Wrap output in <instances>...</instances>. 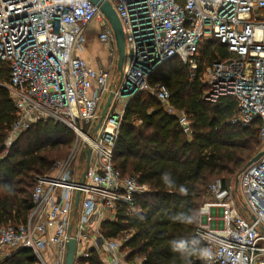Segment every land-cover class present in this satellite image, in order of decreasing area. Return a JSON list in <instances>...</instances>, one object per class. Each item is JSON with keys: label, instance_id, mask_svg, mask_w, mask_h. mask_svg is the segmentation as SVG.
Instances as JSON below:
<instances>
[{"label": "built area", "instance_id": "obj_1", "mask_svg": "<svg viewBox=\"0 0 264 264\" xmlns=\"http://www.w3.org/2000/svg\"><path fill=\"white\" fill-rule=\"evenodd\" d=\"M106 1L123 32L121 76L113 30L90 0H0V62L9 67L2 85L14 107L5 153L38 122L62 123L76 136L65 157L35 176L26 222L0 227V249L8 256L28 248L35 264H64L67 241L74 238L73 264H89L93 253L103 264H140L138 258L129 262L123 247L131 234L110 239L101 231L119 213H136L135 197L150 191L136 175L122 177L113 166L120 104L147 92L178 117L190 138L186 113L170 104L163 84L148 78L172 57L188 65L193 78L206 41L224 45L227 56L204 67L205 98L234 97L237 114L231 122L246 127L258 120L264 141V0ZM94 20L97 41L107 53L105 66L97 68L81 56ZM110 90L114 95L94 131ZM236 177L237 187L220 179L207 185L195 231L206 264H264V153Z\"/></svg>", "mask_w": 264, "mask_h": 264}, {"label": "trees", "instance_id": "obj_2", "mask_svg": "<svg viewBox=\"0 0 264 264\" xmlns=\"http://www.w3.org/2000/svg\"><path fill=\"white\" fill-rule=\"evenodd\" d=\"M226 56L225 46L212 39L201 47L193 78L178 57L161 63L148 78L150 84H163L170 104L186 113L190 138L178 117L167 113L147 92H137L125 106L113 166L122 177L136 175L150 191L135 197L136 213H119L115 222L103 223L101 231L110 239L131 234L123 243L129 262L138 258L140 264H206L200 258L202 244L195 231L207 185L213 179L223 184L233 181L258 153L261 142L258 120L246 127L231 122L237 114L234 97L205 98L202 71ZM8 68L0 62V227L26 222L35 176L65 157L74 140L66 125L38 122L5 153L3 142L14 119L13 103L2 85L8 79ZM61 148L66 149L65 156L54 158L52 152ZM88 261L103 264L94 253ZM35 262L32 251L21 248L0 264Z\"/></svg>", "mask_w": 264, "mask_h": 264}, {"label": "water", "instance_id": "obj_3", "mask_svg": "<svg viewBox=\"0 0 264 264\" xmlns=\"http://www.w3.org/2000/svg\"><path fill=\"white\" fill-rule=\"evenodd\" d=\"M90 1L99 8L100 12L105 16V18L107 19V21L109 22V24L113 30L114 37H115L116 51H117L116 70L118 71L119 76H121L123 59H124V38H123V32H122L120 20L117 16L116 12L114 11L113 7L111 6V4L108 1H106V0H90ZM131 91H133V89H131ZM127 94L128 93H125L123 95H127ZM113 95H114V92L110 90L108 95H107V98H106V100H105V102L101 108V112H100L98 121L94 127V131L98 130V128L101 124V121L106 114V110L109 107V104L111 102ZM262 153H264V151H260L256 155H254L249 160V162L247 163L246 166L257 161L258 158L262 155ZM86 155H87V162H88L89 156H90V150L89 149H86ZM237 184H238V178L236 177L234 180V186L237 187ZM79 194H80L79 191H77L76 197H75V206H77V204H78ZM75 246H76V240L74 238H70L66 244V253H65L64 264H73ZM18 250H16V251H18Z\"/></svg>", "mask_w": 264, "mask_h": 264}, {"label": "crops", "instance_id": "obj_4", "mask_svg": "<svg viewBox=\"0 0 264 264\" xmlns=\"http://www.w3.org/2000/svg\"><path fill=\"white\" fill-rule=\"evenodd\" d=\"M87 33L85 35V44H88L92 41H94L95 45H96V52H91L90 50H82L81 52V56L83 58H85L88 63L94 67V68H97V67H103L105 66L106 62H107V54L104 53V49L102 48V46L100 45V43L97 41V34L99 32V26H98V23L96 22V20L92 21L88 26H87ZM102 48L101 50L99 49V47ZM127 102H125L124 104H120V106H123V112H124V109H125V106H126ZM235 180V179H234ZM233 182V181H231ZM6 248H1L0 249V261L4 260L6 257H8V254H9V251H7V253H5ZM15 253V252H14Z\"/></svg>", "mask_w": 264, "mask_h": 264}, {"label": "rangeland", "instance_id": "obj_5", "mask_svg": "<svg viewBox=\"0 0 264 264\" xmlns=\"http://www.w3.org/2000/svg\"><path fill=\"white\" fill-rule=\"evenodd\" d=\"M85 40H86V39H85ZM85 42H86V41H85ZM94 43H95L94 41H92V42H90V43H88V44H85V43H84V47H85L84 50L86 51V50L88 49V50H90L92 53H93V52H96L95 50H96L97 48H96V45H95ZM98 47H99V46H98ZM99 49L101 50L102 48L99 47ZM102 50H103V49H102ZM104 53H105V51H104ZM105 54H107V53H105ZM84 130H85V131L87 130V125L84 126ZM73 133H74V132H73ZM75 138H76V136H75V134H74V140H73V142L75 141ZM73 142H72V144H73ZM72 144H71V146H72ZM71 146H70V148H71ZM70 148H69V150H70ZM69 150L67 149V151H66V149L63 150L62 148H61V149H57V150H55V151L52 152V155H53L54 158H60V157H63L65 151H66V153L68 154ZM260 151H264V141H261V142H260V148H259V151H258V152H260ZM66 153H65V155H67ZM61 155H62V156H61ZM65 155H64V156H65ZM82 166H83V161H82ZM235 178H236V177H235ZM235 178H234V179H235ZM234 179H233V184H234ZM7 251H8V250H7ZM7 251H5V253H7Z\"/></svg>", "mask_w": 264, "mask_h": 264}]
</instances>
